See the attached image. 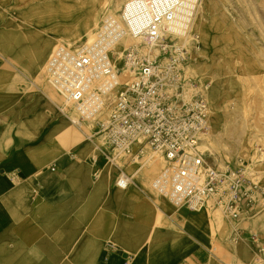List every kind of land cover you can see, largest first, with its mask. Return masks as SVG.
<instances>
[{
    "label": "crops",
    "instance_id": "obj_1",
    "mask_svg": "<svg viewBox=\"0 0 264 264\" xmlns=\"http://www.w3.org/2000/svg\"><path fill=\"white\" fill-rule=\"evenodd\" d=\"M33 2L39 7L67 4L66 0H0V38L10 37L12 53L19 41L20 13L21 19H30L27 10ZM4 21L11 26L4 28ZM44 40L48 46L49 39ZM13 76L0 61V264H253L263 242L258 235L263 223L253 226L230 218L217 230L207 211L200 215L202 222H196L198 215L186 207L168 205L161 213L148 194L135 191L124 194L133 206L123 210L121 218L130 221L128 229L140 225L142 253L138 256L128 244L109 239L108 230L114 229L115 221L98 220L95 191L84 190L82 184L84 166L90 170L89 180L96 181L91 170L103 166L102 156L82 159L77 154L86 142L69 152L66 149L73 141L57 140L58 147L63 142L62 154L50 158L49 139L35 140L30 130L20 129L19 118L13 121L18 96L3 90L13 83ZM113 179L114 175L111 183ZM83 195L90 200L83 202ZM151 230L154 235L148 237ZM235 230L238 234L232 240ZM119 234L130 235L129 230Z\"/></svg>",
    "mask_w": 264,
    "mask_h": 264
},
{
    "label": "built area",
    "instance_id": "obj_2",
    "mask_svg": "<svg viewBox=\"0 0 264 264\" xmlns=\"http://www.w3.org/2000/svg\"><path fill=\"white\" fill-rule=\"evenodd\" d=\"M181 4L182 0H124L119 13L123 29H114L116 22L108 20L92 41L55 45L41 79L45 87L74 104L81 117L93 121L103 110L100 98L120 87L107 122L100 124L109 143L102 151L105 160L117 154L139 158L146 151L158 153L166 163L153 187L174 207L192 210L213 200L238 220L254 210L251 191L256 180L228 164H210L198 149L200 135L210 126V106L202 96L179 92L185 48L164 33ZM123 33L138 43L123 50L116 69L114 48L107 38ZM131 180L125 166L116 163L114 185L125 188ZM234 232L232 240L238 234ZM253 264H264V245H258Z\"/></svg>",
    "mask_w": 264,
    "mask_h": 264
},
{
    "label": "rangeland",
    "instance_id": "obj_3",
    "mask_svg": "<svg viewBox=\"0 0 264 264\" xmlns=\"http://www.w3.org/2000/svg\"><path fill=\"white\" fill-rule=\"evenodd\" d=\"M114 1L116 0H107L100 11L96 26L98 29L104 23L105 17L119 16L124 0H118L117 8L110 5V2ZM66 2L65 7L51 2L55 5L54 17H48L46 20L49 25L45 24V27L50 28V31L48 28H46L47 31L39 27L35 28V25L29 23L30 19L27 21L21 19L23 15L20 13L18 21L20 35L18 45L13 48L14 53L11 51L10 37L2 36L0 38V61L5 67L11 69L14 75L13 83L5 85L3 90L17 94L18 103L41 92L48 99L60 104L61 98L58 94L45 87L42 82L43 64L55 45L77 44L88 39L84 36L74 43H69L52 34V29L60 22L58 15L71 13L79 7L78 1L66 0ZM33 6L38 5L33 2L27 11L32 12ZM193 6L194 12H197L195 17L199 16L198 19L208 26L209 47L204 45L202 36L195 27L192 26L185 30L190 37L188 42L190 54L185 55L181 60L180 68L183 80L181 82L182 89L180 87L179 92L182 90L187 95L192 93V95L204 97L209 103L210 115L215 111L219 116L220 133H213L214 122L209 117L210 126L205 132L209 135V140L204 144L203 141H198V149L204 153L206 160L210 164H228L231 168L240 169L245 177L255 178L253 179L256 180V186L251 191L254 210L249 215H241L240 220L249 221L253 226H257L258 222L259 225L263 223L260 227L262 233L258 234L263 239V242H259L258 245L262 246L264 245V0H194ZM21 7L22 5H20V12ZM10 26V21H4V28ZM28 30H31L30 33ZM166 36L170 42H176L173 40L176 38L171 35ZM44 38L49 39L47 40L48 49L43 52L40 60H37L38 47H42V40L45 43ZM181 38L178 36V39ZM131 41V38L130 40L125 38L121 45L125 49L138 43L133 44ZM179 44L186 47L185 44ZM123 47H121L122 52ZM141 48L143 53L149 52L143 42ZM151 54L153 57L156 55V51ZM116 56L118 55L114 51L112 61ZM34 63H37V66L33 67ZM14 67L18 68L19 72H16ZM229 83H232L233 87H230L228 92L218 95L222 102L220 106H216L208 96V92L214 85H218L222 89L227 88ZM119 89L120 87H117L112 99L106 103L97 121L81 117L80 113L67 112L71 117H77L82 122V132L70 124L67 129L70 134L76 137L86 134L89 138L92 137V140L95 139L102 143V151L107 149L108 138L106 131L101 130L100 124L107 122L106 117L109 116ZM243 136V141L239 140ZM63 139L62 135L56 137L58 141H63ZM72 149L68 147L66 150L70 152ZM101 156L100 162L105 163V157L103 154ZM147 158L155 160V171L148 172L143 167L135 175L134 168H132L133 163L137 166L143 165ZM133 159L137 161L132 163ZM113 160L119 165H124L132 177H137L140 180L145 193L152 200L159 202L161 194L156 191L151 182L166 163L160 154L146 151L139 158L121 154ZM171 206L176 209L174 205ZM204 208L212 216L213 224L217 230L227 223V219L231 220L222 207L214 205L213 200L208 201Z\"/></svg>",
    "mask_w": 264,
    "mask_h": 264
},
{
    "label": "bare ground",
    "instance_id": "obj_4",
    "mask_svg": "<svg viewBox=\"0 0 264 264\" xmlns=\"http://www.w3.org/2000/svg\"><path fill=\"white\" fill-rule=\"evenodd\" d=\"M79 7L76 11L68 12V13H62L61 15H58V18H60L59 24H57L52 29V34L56 38H62L64 41L69 43H74L84 36L89 39V41H92L96 37V29H98L97 24L99 21V14L102 10L103 6L107 3V0H77ZM194 0H182V4L178 7L175 18L170 23H167L164 29L165 35H171L172 37L176 38L173 39L176 41V43L185 44V52L184 55L190 54V48L188 47V42L190 41V37L188 33L185 31L187 28L190 29L195 27L196 30L199 31V33L202 36V40L205 46L209 47V30L208 26L205 25L204 22H202L201 19H198L199 16L195 15L197 12H194V6H193ZM118 0L114 1L113 3L110 2L111 7L114 8L118 7ZM54 10L55 5L53 3L43 5L41 8L39 6H33L32 8V14L29 23L35 25L36 27L42 28L43 30H46L48 28V31H50V28L48 26L45 27V24H48V20H46L48 17H54ZM194 14V15H193ZM196 19V21H195ZM109 23H113L116 26H114L116 30L123 29V23L120 20V17L118 15H109L105 17L104 22L108 21ZM115 21V22H114ZM195 21V22H194ZM49 25V24H48ZM95 30V31H94ZM179 37H182L181 39H178ZM127 38L130 40L133 44L135 42H138L137 39L132 37L131 35H126L123 33L116 39L112 38V34H109V37L107 38L108 41H111V46L114 48V51L118 56L114 58V68H118L121 64V58H122V48L121 42ZM42 40V47H38L37 56L36 59H40L42 57L43 52H45L48 47H46V44H43ZM54 48V47H53ZM124 49V47H123ZM53 50V49H52ZM51 50V52H52ZM50 52V53H51ZM50 55V54H49ZM49 57V56H48ZM48 59V58H47ZM47 61V60H46ZM45 61V63H46ZM44 63V64H45ZM43 64V68H44ZM43 71V69H42ZM42 73V72H41ZM117 80V79H116ZM115 80V81H116ZM119 81V79H118ZM233 87L232 83L228 84L227 88L219 87L218 85H214L210 92H208V96L210 97L212 102L216 104V106H220L222 99L218 98V95L224 94L228 92L229 88ZM39 88V87H38ZM57 94V93H56ZM190 94V93H189ZM113 92H108L104 94L100 98L103 108L106 105V103L112 99ZM192 95V93L190 94ZM61 98L60 104H56L52 100L48 99L43 93L37 92L34 95H32L28 99H24L19 101V103L16 106V109L14 112L17 113V116L13 115V121L16 123L17 119L19 118L20 123V129L30 130L33 135L34 139H49V155L50 158H56L57 156H60L62 154V146L63 142L69 144L71 142V148H76L80 144L86 142V146L79 150L77 156L81 157L82 159H88L91 157H97L101 156L102 153V143L89 139V136L84 134L82 137H76L72 134H70V131L67 129L69 128L70 124L76 126L78 129L82 132V122L77 117H71L68 113L74 112L80 113L77 109V107L67 101V99L59 95ZM218 98V99H217ZM68 112V113H67ZM102 113V112H101ZM211 121H213L214 125V134L220 133V121L218 114L213 111L210 115ZM24 134V133H19ZM58 135H62L63 142L60 143V147L56 144V137ZM241 137L239 140L243 141ZM200 141H203V144L209 140V135L207 133H203L199 137ZM118 155V154H117ZM117 155L114 156V158L117 157ZM106 162L103 164V166L100 169L93 168L91 170V173L94 175L96 181L91 182L89 180V173L90 170L87 166H84L82 168V184L83 189L87 188H93L95 191V196L93 197L94 202H98V211L100 212L99 221L101 223L107 222L109 220H114V229H109V239H112L116 242L121 241L126 244H128L132 250L136 252V254L139 256V253H142V229L139 224H133L128 229V226L130 224L129 220H123L121 218V214L124 211H130L133 206V200L131 198L127 199L124 197V194L128 193L129 191H135L140 192L141 194H145V191L142 189V183L140 180H138L137 177H132V180L125 188H119L112 182V178L114 175V171L116 170V161L112 159L105 160ZM136 159L132 160L133 162H136ZM145 168L148 172L155 171L156 165L155 160H151L150 158H147L144 161L143 165L137 166L135 163H133L134 168V174L138 172V170H141L142 168ZM149 178V177H148ZM112 184V185H111ZM151 185L153 186V182H151ZM90 197L83 195L82 201L86 202L89 201ZM152 200V199H151ZM154 204L158 205L159 211L163 213L165 211L164 208H167L168 205H172L171 202L163 195L160 196V200L157 203V201L152 200ZM200 205L199 207L192 209L191 214L198 215L195 218L196 222H202V217L200 216L205 212V206ZM128 208V209H127ZM181 208V207H180ZM85 206H83V219L85 218ZM69 216V211H68ZM73 217V213L71 214ZM187 225V224H186ZM129 230V238H124L119 234L120 231H127ZM154 231H150L147 233L148 237L151 235H154Z\"/></svg>",
    "mask_w": 264,
    "mask_h": 264
}]
</instances>
